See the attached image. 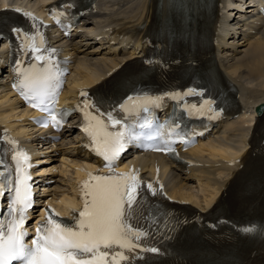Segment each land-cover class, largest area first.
Returning <instances> with one entry per match:
<instances>
[{
    "label": "snow or ice",
    "instance_id": "6c2138e0",
    "mask_svg": "<svg viewBox=\"0 0 264 264\" xmlns=\"http://www.w3.org/2000/svg\"><path fill=\"white\" fill-rule=\"evenodd\" d=\"M12 10L21 11L18 8ZM24 15L36 19L32 13L25 12ZM13 31L21 39L25 52L33 53L37 62L27 68L18 65V79L13 86L31 107L47 113L51 118L49 122L60 127L62 115L58 119L55 104L62 86V73L51 55L40 54L43 50V37L38 29L35 34L23 32L19 28ZM41 61L45 62V66L39 65ZM81 95L87 97L88 94L82 92ZM127 100L128 103L120 107L131 111L156 103L159 97L129 96ZM205 103L210 105L211 102ZM89 107L94 108L97 114L89 112ZM82 110L85 117L83 130L91 137L93 150L106 162L105 167L110 170V174L89 173V179L81 185L83 209L74 214V222L67 224L54 219L53 216L59 214L50 210L53 214L48 215L46 222L36 229V235L29 245L25 242L28 235L25 224L33 205L30 157L25 152L17 151L12 157L15 176H6L0 172V198L5 190L11 194L10 206L6 214L0 217V264H122L129 260L126 251L133 252L141 248L142 251L158 252L156 247L141 246L138 243L147 234L134 228L130 222L139 207L142 181L134 170L117 173L114 168L129 134L126 130L109 131L110 127L120 124V120L115 119L111 112H101L87 99ZM156 150L172 151L170 148ZM147 188L155 194L151 184ZM241 231L255 233L257 228L245 227ZM260 231L264 234V229Z\"/></svg>",
    "mask_w": 264,
    "mask_h": 264
},
{
    "label": "bare ground",
    "instance_id": "6f19581e",
    "mask_svg": "<svg viewBox=\"0 0 264 264\" xmlns=\"http://www.w3.org/2000/svg\"><path fill=\"white\" fill-rule=\"evenodd\" d=\"M109 1H111L113 5H116L118 9L114 10L113 8V14H96L98 18L101 16V18L104 19L103 22H98L102 23L98 25L97 29H95L94 33L92 34L95 38L97 36H101L102 38L104 37V40H106V43L109 44V47L112 46L111 42H117L118 46L122 45V40L119 41L117 38L121 33L135 36L137 40H141L144 36V33L147 32L154 24L158 26L159 33L163 37V42H169L170 28L175 22L179 23L184 32L190 36L189 43L191 45H195L196 43L200 42L202 43L204 40H206V38H208V36L214 35L215 31L217 32L215 37L218 42L212 49V52L215 54L216 64L224 68L223 70L228 78L237 86L239 92V107H241L242 112L237 118L227 122L226 124H223L221 131L219 130L216 132L222 133L221 138L216 139L213 142H209L207 145L205 143L198 145L197 148L189 151L186 154L188 157L198 162V164H201V166L190 168L189 173L187 174L189 176H193L191 173L194 171L203 172L206 163H209L210 165L220 163L221 165L217 169H222L225 171V180L223 179L220 181V179L217 180L216 177L206 178L208 180V186L207 188L205 187L206 191L201 194V201L205 203L203 208H207L216 200V197L221 193L227 180L238 168L239 163H234L233 166H229L228 163L232 162L235 158L236 160L242 158V152L249 144V138L254 127V122L256 121L254 108L258 104L264 102V36L261 38L252 39L249 42V45H251L250 51L245 52V54L241 57L235 58L234 56L237 55L236 53H234V55L222 54L226 46H230L232 51L236 50V46L227 43V38L230 36L231 32L234 31V29L231 27L232 24L229 21L231 14H228L229 9L236 7V5L233 4L234 0ZM219 1L222 3L224 9L218 17L217 4ZM25 3L26 2H22L23 5H26ZM251 3H255V1H251ZM102 4V0H96V8L101 9ZM139 5L140 12L132 18V15L135 13V11L138 10ZM27 6L30 7L29 5ZM121 7H125L124 9L126 11L125 14H127V18L129 15L131 16L129 17L131 19L119 20L117 22L109 21V19L120 17V14L116 12H119ZM88 16H92V14H89ZM257 18L258 19L255 21H260L261 18ZM112 30H115L113 34ZM249 38H252V36L248 37V39ZM127 44L129 43L124 42V45ZM118 46L113 50L112 54L109 53L110 57H106L104 59H95V63L93 64L85 59L87 56H84L81 61L79 60L75 66L72 76H70V79L68 80L63 97L71 96L75 87L90 86L98 81L100 75L104 74V72L116 64L118 56L115 52L118 49ZM137 48L138 44L134 46V49ZM134 49H132V52L129 53L130 55L133 53ZM207 62L212 63L213 60L210 59L207 60ZM18 108L19 106L17 103H15V105L11 106L9 109L11 113H7V109H1L0 123H6L3 120L4 118H16L20 115H27V117L29 116L26 112L24 113L22 111H16ZM248 112H250L249 115ZM12 113H14V115L11 116ZM203 150L207 151V156L202 154ZM214 158L220 160L214 161L212 160ZM144 162H147V159H145ZM71 165L74 168L75 178L79 177L80 171L79 166H77L79 163L74 161L71 163ZM189 176L181 178L182 175L180 176V174H178L176 177L170 172L168 178L173 179L172 183L170 184V193L173 198L194 201L190 194H187L183 191L186 184H184V182L191 179ZM66 177L71 187L70 193L60 195V204L63 203L66 205L64 207L65 210L67 207H69V205L73 206V194L75 192V182L72 184L71 178L68 175ZM176 178V183H174V179ZM199 179L202 178L200 177ZM200 182L202 181L200 180ZM207 183L204 184L207 185Z\"/></svg>",
    "mask_w": 264,
    "mask_h": 264
},
{
    "label": "rangeland",
    "instance_id": "374dc122",
    "mask_svg": "<svg viewBox=\"0 0 264 264\" xmlns=\"http://www.w3.org/2000/svg\"><path fill=\"white\" fill-rule=\"evenodd\" d=\"M113 9V8H112ZM81 38H77V41L79 42H83V41H80ZM83 48H85V50L83 51V53H86L88 56V59L91 61V62H95V59H103V53L105 52L104 49H102V47L98 46V45H91V44H83ZM94 60H93V59ZM197 176L195 177H192L191 180H190V184H191V191L198 197L200 198L201 197V194L203 192L206 191V188L208 186V180L205 179V177L201 176V175H198L196 174ZM69 176V175H68ZM202 178V179H199V178ZM204 178V179H203ZM64 181L63 183L61 182H58V186H62V187H66L68 185V182L66 177L65 178H62ZM200 180L202 182H200ZM193 182V183H192ZM207 183V185L205 184ZM201 184V185H199ZM203 186V187H202ZM206 187V188H205ZM201 188V189H200ZM200 189V190H199ZM205 189V190H203Z\"/></svg>",
    "mask_w": 264,
    "mask_h": 264
}]
</instances>
